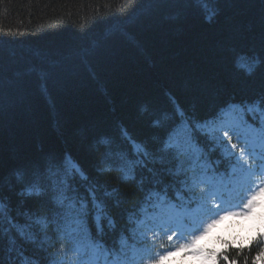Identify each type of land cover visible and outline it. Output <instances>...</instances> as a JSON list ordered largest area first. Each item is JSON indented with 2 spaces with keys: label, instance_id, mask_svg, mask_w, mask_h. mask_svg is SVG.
I'll use <instances>...</instances> for the list:
<instances>
[{
  "label": "trees",
  "instance_id": "1",
  "mask_svg": "<svg viewBox=\"0 0 264 264\" xmlns=\"http://www.w3.org/2000/svg\"><path fill=\"white\" fill-rule=\"evenodd\" d=\"M245 58L256 60L251 71ZM257 100L264 0H0V260L49 264L59 247L72 209L56 202L50 165L78 167L68 174L77 201H89L83 226L117 250L152 193L175 199L181 191L184 174L163 151L178 110L206 120ZM197 137L220 163L212 142ZM126 160L139 161L134 171L125 173ZM33 183L42 190L29 196ZM262 249L261 238L227 248L218 264H256Z\"/></svg>",
  "mask_w": 264,
  "mask_h": 264
},
{
  "label": "snow or ice",
  "instance_id": "2",
  "mask_svg": "<svg viewBox=\"0 0 264 264\" xmlns=\"http://www.w3.org/2000/svg\"><path fill=\"white\" fill-rule=\"evenodd\" d=\"M256 64V60L245 58L243 67L251 71ZM248 114L259 113L261 119L264 120V101H254L245 105L230 104L222 108L218 115L212 119L199 120L193 116L183 112L179 109L177 112V119L166 134L163 151L172 152L178 161V174L183 171L182 164L179 163V155L182 153L192 161L191 167L194 175L187 177L181 183L186 191L190 194L200 187V185H207L206 188H201L199 195H190L189 199L185 201L184 207L176 211V217L170 219L176 228H182L184 225V218L193 219L194 222L202 226H197L195 231L199 234H192L191 239L187 243H181L175 251H191L194 255L201 257L203 260L215 264L219 255L218 250L209 249L202 246L199 242L209 235L211 230L228 216H251L254 214V209L259 206V202L264 197V186L252 191L250 196L241 197L238 203H232L230 198L232 192L236 190H243L244 185L249 184L252 177L257 172L264 176V126L255 127L247 124L244 119V113ZM255 118V117H254ZM157 124L160 122L157 121ZM197 134L206 137L209 141L214 142L216 147H219L226 157L231 162V171L227 180L223 176L208 175L207 168L200 163V155L202 150L197 143ZM233 137L237 141L243 143V147L239 143H233ZM136 151L141 152L145 157L149 153L141 145L136 146ZM258 162V163H257ZM139 161L126 160L123 165L125 173L134 171ZM199 166V171H197ZM68 167L71 168L72 173L76 174L79 169L75 165H70L64 168H58L55 165H50L48 174L53 186V193L56 202L61 207H69L76 209V214L73 216L74 221L79 224L84 215L89 212V201L79 200L72 194L74 190L69 183ZM41 185L33 183L29 185L25 192L27 195L33 193L39 194L41 192ZM24 194V193H22ZM89 197L92 206L97 209V215L102 212V208L96 199L95 192H90ZM160 202L167 199L166 196L158 197ZM178 199L184 200V197L178 194ZM246 200V202H243ZM209 201L213 203L210 205ZM219 201V203H215ZM196 203L197 207L192 208L191 204ZM240 203H243V208L240 209ZM176 208V205H171ZM229 208H236L238 210H228ZM210 214L218 216V218L205 221L201 219V214ZM222 213V214H220ZM6 214V205L0 200V216ZM103 218V217H101ZM36 224H43L46 218L39 216L30 217ZM148 217H144L137 221L138 226L148 227ZM9 224L16 229L21 235H25L31 239L32 234L25 231L26 225L16 223L11 217L8 219ZM111 224L112 221L109 220ZM150 230V229H149ZM260 237H264V231L259 233ZM176 233L168 235V241H172ZM182 238V237H177ZM227 244V241H223ZM10 245H15V240L10 238ZM91 248L93 250V258L81 261L80 264H131L129 259V245L126 237L120 239V249H109L103 241L95 239L91 240ZM162 247V246H161ZM12 248H9V252ZM141 251H148L141 249ZM137 249L131 246L132 259L135 258ZM174 255V252L167 251L164 255H159L158 259H153L151 264H162L169 256ZM101 256L103 260L101 261ZM111 257V259H109ZM264 258V253L257 255L256 259ZM223 259L228 261V257ZM0 264L3 261L0 260ZM234 264V262H233Z\"/></svg>",
  "mask_w": 264,
  "mask_h": 264
},
{
  "label": "rangeland",
  "instance_id": "3",
  "mask_svg": "<svg viewBox=\"0 0 264 264\" xmlns=\"http://www.w3.org/2000/svg\"><path fill=\"white\" fill-rule=\"evenodd\" d=\"M244 119L247 124L255 127L264 126V120L261 119L259 113L248 114L245 112ZM232 142L239 143L240 147L244 146L243 143L237 141L235 137H233ZM132 144L134 151L138 153L136 148H134V145L138 144L134 142ZM212 144V147L216 149L215 152L221 156V162L217 163L216 161H211L206 153L202 151L200 155V163L207 168L208 175L223 176V178L227 180L231 171V162L224 152L219 147H216L214 142H212ZM199 148L201 149L200 145ZM179 156V163L182 164L183 168L181 173L184 174L182 178L183 181L187 177L193 176L194 172L191 167L192 161L182 153ZM176 170L178 172L177 167ZM199 170V166H197V171ZM262 186H264V176H261L260 173L257 172L256 175L252 177L250 183L244 185L243 190L233 191L231 197L226 198H230L232 203L235 204L239 202L241 197L250 196L252 191ZM180 187L181 191L176 193L175 199H169L167 197L166 200L160 202L158 197L164 196L161 193H152L147 198V202L141 208L140 216L134 220V226L130 231V237L127 238L128 245L130 246L129 259H131V264H151L153 259H158L159 255H164L167 251L174 252V255L169 256L162 262V264H211V262L205 261L201 257L194 255L191 251H175L181 243L189 242L192 234H199L195 229L200 225L198 224V221L194 222L193 219L184 218L183 227L178 229L169 221L176 217L177 209L184 207V203L189 199L190 195H199L200 189L206 188L207 185H200V187L191 194L185 190L182 183L180 184ZM178 194L184 197V200L178 199ZM243 202H246V200ZM212 203V201H209L210 205ZM215 203L218 204L219 201H216ZM173 204L176 205V208L171 206ZM191 207L196 208V203H192ZM242 208L243 203H240V209ZM228 210L231 211L238 209L229 208ZM73 211H76V209L70 211L65 222L58 230L60 245L52 253L51 262L49 264H80L81 261L93 258L94 254L90 246L92 239L88 236L82 221H80L79 224L74 221L73 216L76 212L72 213ZM144 217H148V227L138 226L137 221ZM200 218L207 221L218 218V216L205 213L201 214ZM200 230H203L202 226H200ZM261 231H264V197L261 198L259 206L254 209L253 215L228 216L225 220L218 223L211 230L209 235L199 243L206 248L218 250L219 255L215 262V264H218L221 254L224 253L227 248L247 247L257 238H261L264 247V237H260L259 235ZM173 232L176 233V236L173 237L172 241H168L167 236L172 235ZM177 237L182 238L178 239ZM223 241H227L228 243L225 244ZM131 246H135L137 249L134 259H132ZM119 249L120 241L117 251H119ZM141 249H147L148 251H141ZM261 253H264V249H262ZM109 259H111V257H109ZM102 260L103 257L101 256V261ZM256 264H264V258L256 259Z\"/></svg>",
  "mask_w": 264,
  "mask_h": 264
},
{
  "label": "bare ground",
  "instance_id": "4",
  "mask_svg": "<svg viewBox=\"0 0 264 264\" xmlns=\"http://www.w3.org/2000/svg\"><path fill=\"white\" fill-rule=\"evenodd\" d=\"M137 145H134V148H136Z\"/></svg>",
  "mask_w": 264,
  "mask_h": 264
}]
</instances>
